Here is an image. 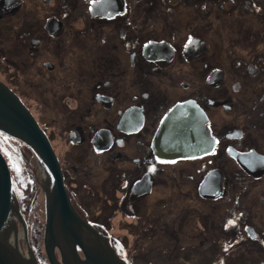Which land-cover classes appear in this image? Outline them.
<instances>
[{"label": "flooded vegetation", "instance_id": "flooded-vegetation-1", "mask_svg": "<svg viewBox=\"0 0 264 264\" xmlns=\"http://www.w3.org/2000/svg\"><path fill=\"white\" fill-rule=\"evenodd\" d=\"M0 80L48 137L72 207L129 264L112 210L164 234L172 257L184 216L217 264H264V0H0ZM178 104L208 145L162 156ZM36 178L45 199L39 165Z\"/></svg>", "mask_w": 264, "mask_h": 264}, {"label": "water", "instance_id": "water-1", "mask_svg": "<svg viewBox=\"0 0 264 264\" xmlns=\"http://www.w3.org/2000/svg\"><path fill=\"white\" fill-rule=\"evenodd\" d=\"M184 106L176 105L165 116L155 136L154 144L162 156L196 154L202 152L208 145L205 142V133L194 123V118L184 119ZM0 130L27 144L32 149L41 172L46 175L43 185L45 188L43 244L49 263L129 264L112 246L109 237L96 231L72 207L63 188L58 160L48 137L20 96L2 80H0ZM17 220L22 227L21 232L18 230ZM9 233L12 240L8 237ZM22 234L26 251L22 247ZM56 248L59 249L60 258L56 255ZM0 264H39L30 246L26 219L16 195L12 174L1 150Z\"/></svg>", "mask_w": 264, "mask_h": 264}, {"label": "rangeland", "instance_id": "rangeland-1", "mask_svg": "<svg viewBox=\"0 0 264 264\" xmlns=\"http://www.w3.org/2000/svg\"><path fill=\"white\" fill-rule=\"evenodd\" d=\"M14 19L13 21H16ZM23 89V85L20 90ZM56 149L63 154L67 148L58 135L53 136ZM0 150L6 158L10 172L14 180L16 195L18 197L22 214L24 215L28 229V240L39 264H50L45 253L43 244V233L45 224L44 198L41 187L37 181L38 164L32 150L20 139L14 138L0 131ZM73 151V150H71ZM69 152V156L71 157ZM184 188V187H183ZM87 203H94L93 199H86ZM85 202V203H86ZM111 201L107 202L108 204ZM86 203V204H87ZM99 204V202H97ZM97 204H93L97 207ZM114 207V204H111ZM196 205L191 207V214H198L194 209ZM209 208L215 206L208 205ZM108 210H102L101 219H107ZM98 211V210H97ZM108 222L112 225L111 240L116 241L114 245L120 254L126 256L132 264H217V249L215 248H199V242L196 236L200 233L201 226L194 218L186 219L184 216L178 220L176 229L178 235H181V250L172 257L174 248H165L163 245L168 244L166 236L161 232H157L154 227L138 231L134 218L126 217L121 214L120 210L111 211L113 214ZM155 217V214H153ZM163 219L162 215L158 216V220ZM264 222V219H261ZM18 230L21 232L22 227L17 220ZM142 226V224H141ZM114 237V238H113ZM120 240L124 241L127 247L120 246ZM23 250L26 251V244L21 236ZM170 244V243H169ZM172 246V243L169 245ZM168 246V247H169ZM242 252V251H241ZM251 258L250 254L246 258L236 259L234 256L229 259L228 264H258L254 258L252 262L247 260ZM256 262V263H255Z\"/></svg>", "mask_w": 264, "mask_h": 264}, {"label": "bare ground", "instance_id": "bare-ground-1", "mask_svg": "<svg viewBox=\"0 0 264 264\" xmlns=\"http://www.w3.org/2000/svg\"><path fill=\"white\" fill-rule=\"evenodd\" d=\"M5 157V156H4ZM8 237H10L11 238V234L9 233L8 234ZM13 238H11V240H12ZM9 240V243L11 244V245H13V242L10 240V239H8Z\"/></svg>", "mask_w": 264, "mask_h": 264}]
</instances>
